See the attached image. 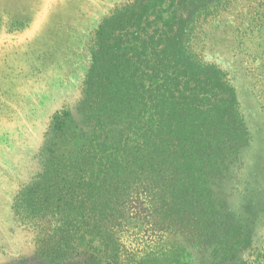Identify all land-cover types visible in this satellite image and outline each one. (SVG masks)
Instances as JSON below:
<instances>
[{
	"label": "trees",
	"instance_id": "trees-1",
	"mask_svg": "<svg viewBox=\"0 0 264 264\" xmlns=\"http://www.w3.org/2000/svg\"><path fill=\"white\" fill-rule=\"evenodd\" d=\"M68 2L0 6V254L264 264V0Z\"/></svg>",
	"mask_w": 264,
	"mask_h": 264
},
{
	"label": "rangeland",
	"instance_id": "rangeland-1",
	"mask_svg": "<svg viewBox=\"0 0 264 264\" xmlns=\"http://www.w3.org/2000/svg\"><path fill=\"white\" fill-rule=\"evenodd\" d=\"M43 0H0V6L3 9H10L13 10L16 14H23L27 15L26 13H31V11L35 12L38 11V17L35 20V23L32 25L31 28L35 26L34 32H36L38 29H40L43 21L45 20L46 15L49 13L50 17L46 18V20H51L55 17H58V19L55 20L54 22V29H58L63 23H64V18L63 16H66L68 14V10L72 8L73 2H68V0H47V4L43 5L40 2ZM54 2H58V5H56L53 9L56 11L51 10L52 6L51 5ZM51 5V8H48V6ZM76 6L73 9L74 11L76 10ZM41 10V11H39ZM76 13H79L78 11H75ZM50 28L46 29L47 31ZM24 52H15L9 55H0V81L3 87V91L6 93L4 97L7 96L8 99V104L10 106H13L15 104V93L16 90L19 87L20 82H23V78L20 74V68H26V63H25V57H24ZM4 56H6L5 59ZM3 60V61H2ZM19 74H18V73ZM58 144L56 147L58 148ZM28 164H31L28 162ZM26 164L24 168L22 169V173L24 174L25 177H30L33 175V170L31 169L32 167L30 165ZM1 226V225H0ZM152 227V230L155 229L153 225H150ZM46 228V227H45ZM1 231V229H0ZM145 236H148L145 235ZM33 246L26 250V261L25 264H82L79 262V260H82L79 258V248L73 252L71 256H68L67 258H64L61 261H52L51 257H48V254H42L36 252V250H33ZM9 257H6L4 254H0V264H17L16 260H11ZM193 261L195 262H205V263H211L210 257L204 253V252H199L193 255Z\"/></svg>",
	"mask_w": 264,
	"mask_h": 264
},
{
	"label": "water",
	"instance_id": "water-1",
	"mask_svg": "<svg viewBox=\"0 0 264 264\" xmlns=\"http://www.w3.org/2000/svg\"><path fill=\"white\" fill-rule=\"evenodd\" d=\"M34 30H35V26L33 28H31L27 33H26V36L27 37H30L33 33H34Z\"/></svg>",
	"mask_w": 264,
	"mask_h": 264
}]
</instances>
